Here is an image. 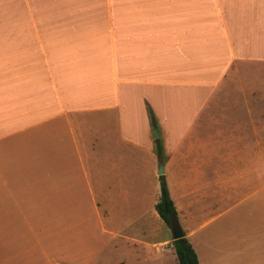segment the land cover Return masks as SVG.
I'll return each instance as SVG.
<instances>
[{"label": "crops", "instance_id": "crops-1", "mask_svg": "<svg viewBox=\"0 0 264 264\" xmlns=\"http://www.w3.org/2000/svg\"><path fill=\"white\" fill-rule=\"evenodd\" d=\"M159 161L198 264H264V0H0V264H176Z\"/></svg>", "mask_w": 264, "mask_h": 264}, {"label": "trees", "instance_id": "trees-1", "mask_svg": "<svg viewBox=\"0 0 264 264\" xmlns=\"http://www.w3.org/2000/svg\"><path fill=\"white\" fill-rule=\"evenodd\" d=\"M149 121L151 126L155 128V120L151 113H149ZM154 151L157 157L162 160L161 145L158 139L154 142ZM159 188L160 196L155 205V210L160 219L170 228V219L177 220V216L174 204L169 197L164 175H159ZM172 245L178 264H198L196 254L185 237L173 241Z\"/></svg>", "mask_w": 264, "mask_h": 264}, {"label": "rangeland", "instance_id": "rangeland-1", "mask_svg": "<svg viewBox=\"0 0 264 264\" xmlns=\"http://www.w3.org/2000/svg\"><path fill=\"white\" fill-rule=\"evenodd\" d=\"M158 169H159V162H158V164H157V171H158ZM123 223H124V220H122V224H120V227L121 228H125L126 226L124 225L123 226ZM90 225V224H89ZM99 231H97V233H98ZM169 237H170V235H169ZM120 242L119 243H122V245H124L123 244V242H122V240H119ZM111 242V241H110ZM170 242V245H169V247H171V244H172V241H169ZM106 250V252L108 251L107 249H105ZM119 251V252H114V254L113 255H111V256H109V253L107 252V253H104V252H102V253H99V255L95 258V260L93 261V263L91 262V264H102V261H108V264H118V260L120 259V260H122V261H120V262H122V263H120V264H129V263H127L128 261L129 262H131V257L129 256V255H127V254H124L123 256H121L122 255V253L123 252H125V251H127L128 249H124V248H119V249H116L115 251ZM131 254V253H130ZM177 260V259H176ZM176 264H178V262L176 263Z\"/></svg>", "mask_w": 264, "mask_h": 264}, {"label": "water", "instance_id": "water-1", "mask_svg": "<svg viewBox=\"0 0 264 264\" xmlns=\"http://www.w3.org/2000/svg\"><path fill=\"white\" fill-rule=\"evenodd\" d=\"M156 136H157V132H156V130H153V137H156ZM158 174L163 175V163H162V161H159ZM169 230H170V239L172 242L177 240V239H181V238L185 237L184 231L181 229L177 220H175L174 218L170 219Z\"/></svg>", "mask_w": 264, "mask_h": 264}]
</instances>
